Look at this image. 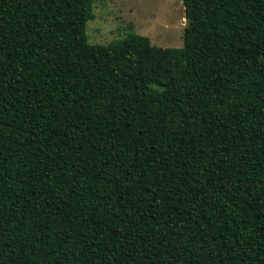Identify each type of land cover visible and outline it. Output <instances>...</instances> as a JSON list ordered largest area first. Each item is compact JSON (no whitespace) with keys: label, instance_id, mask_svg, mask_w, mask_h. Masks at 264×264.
Masks as SVG:
<instances>
[{"label":"trees","instance_id":"16d2710c","mask_svg":"<svg viewBox=\"0 0 264 264\" xmlns=\"http://www.w3.org/2000/svg\"><path fill=\"white\" fill-rule=\"evenodd\" d=\"M92 3L0 0V264H264V0H183L179 47Z\"/></svg>","mask_w":264,"mask_h":264},{"label":"rangeland","instance_id":"374dc122","mask_svg":"<svg viewBox=\"0 0 264 264\" xmlns=\"http://www.w3.org/2000/svg\"><path fill=\"white\" fill-rule=\"evenodd\" d=\"M92 12L85 25L89 43L106 44L138 33L162 47L183 44V0H93Z\"/></svg>","mask_w":264,"mask_h":264}]
</instances>
